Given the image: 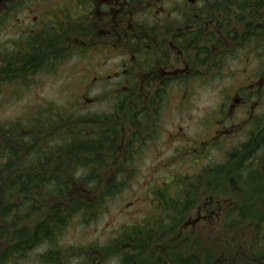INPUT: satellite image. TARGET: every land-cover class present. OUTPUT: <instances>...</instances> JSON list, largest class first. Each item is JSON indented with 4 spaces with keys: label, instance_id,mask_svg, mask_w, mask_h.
Segmentation results:
<instances>
[{
    "label": "rangeland",
    "instance_id": "obj_1",
    "mask_svg": "<svg viewBox=\"0 0 264 264\" xmlns=\"http://www.w3.org/2000/svg\"><path fill=\"white\" fill-rule=\"evenodd\" d=\"M60 1L42 0V10L51 9ZM222 1L223 5L219 12L223 11L224 14L219 18V25L222 26L221 32L226 37L231 31L242 32L238 15H241L242 20H250L253 24L261 21L264 23V7L255 17L252 12H248L249 10H235V5L230 0H220ZM16 16L22 18L21 10H18ZM16 22L15 18L10 19L5 16L4 19L0 18V127L12 129L17 125L16 129L18 126L27 127L29 130H37L39 134L44 131L47 134L52 130L54 135L57 124L59 133L54 137L59 139L66 133L61 132L62 127L65 130L82 128L73 127L75 120L86 119L88 122L87 114H92L90 116L92 119L96 115H103V111L107 114L110 112L109 106L115 103L110 87H113L117 81L123 84L122 88H125L126 80L110 78L106 84L102 83L99 87L97 84L102 80L93 81L97 72H92L90 77V71L99 59L107 60L108 70L116 69V53L108 54L103 59L96 50L85 53L81 48L78 53L65 56L56 63L46 59L35 71L19 64L14 67L12 64V70L20 68L13 72L8 68L4 56L8 49L15 47L14 42L16 47L19 44L17 35L21 31L20 27L15 25ZM241 24L243 25V22ZM73 30L75 29H71ZM61 42L63 43V40ZM252 43L245 49L236 48V52L220 45L219 49H224V52L217 55L218 64L212 76L205 78L197 75L187 78L182 89L170 88L167 95H163L164 100L159 112L152 115L155 122H153L154 126L149 124L152 127L151 136L147 138L145 132L148 129H144L141 135L143 141L136 142L137 146L135 144L131 148V150L135 149L133 150L135 158L129 156L131 160L126 161L128 150L123 145L127 136L123 138L122 144L121 142L119 144L122 151L117 157H105V150L102 149L94 151L93 153L102 155L99 158L102 163L99 165L101 168L98 166L93 169L91 175L95 178L90 177L93 179L91 187L86 177L79 181L82 174L88 175L86 173L92 165H89L91 162L89 158L92 159L93 154L87 153V144L84 141L73 156L71 162L74 164L70 161L67 163V155L71 153L67 148L58 155L55 162L46 167L48 171L59 166L67 167L69 164L68 172H71L73 178L77 180L73 184L77 196H87L88 202L99 201L100 192H105L108 185L120 181L122 183L119 187L121 190L113 195L103 196V202L94 208L95 214L91 216L92 218H82L76 212L56 235L55 245L67 253L63 256V264H76L82 260L75 256V252L67 250L69 248L97 249L93 252V264H118L117 258L100 259L98 249L108 243L112 237L115 238L118 232L142 223L150 215L161 214L165 199L176 196V188L181 184L175 181V178L180 179V177H188L190 182L198 178L199 182L196 180V186L192 183L190 188L199 189H196L193 205L188 208L182 224L169 234L162 244L159 243L158 247L164 248L167 239L175 237L173 239L175 244H180L190 252L204 255L202 249L207 248L210 252L215 250V258L220 256L226 259L227 254H230L232 257L229 260L230 264L248 262V264H264V260H250L249 256L245 258L246 254L237 247V240L241 245L244 244V249L252 243L256 217L253 214L250 216L248 212L251 201H254L252 203L257 207L254 212L258 213L260 210L264 212V142L262 139L258 140L260 132L262 136L264 135V73L259 75L264 71V44L262 43L261 47L259 43L254 45ZM57 46L59 47V44ZM92 46L93 44L90 45V49ZM203 56L202 63H197L201 74L212 70V67L207 65L209 60H205L206 56ZM86 82L93 85L89 92L84 90ZM128 93L130 92L119 95L121 98L116 101V104L122 105L117 116L122 124L127 123L126 128L131 124L132 114L136 109L135 104L138 103L140 107L147 105V100L151 96L149 91L140 95L139 99L135 97L136 92L132 93L135 95ZM236 93L239 98L245 97L247 106L230 108L234 104V98L237 97ZM89 100L93 101L91 106L86 105ZM58 114L61 117L56 116ZM45 115L58 118L57 123L52 122L54 120L48 121ZM60 118L72 119L63 123ZM84 128L83 126L80 131L83 132ZM97 137L100 138L99 135ZM63 142L68 143L66 139H63ZM57 143L61 141H54L51 145ZM115 145L114 149H117L116 142ZM245 145L250 149L243 151ZM234 150L241 152L239 157L234 155ZM228 152L232 154L227 159ZM78 161H87V164L82 166L77 163ZM105 162H111L112 166L108 167V164L106 166ZM163 163L167 167L160 170L159 167ZM238 163L240 176L233 167ZM113 165L117 166V171L113 170L115 168ZM208 165L217 167L218 170L211 174L207 173L205 167ZM252 172L255 174L253 179L249 177ZM226 177L234 179V187L233 183H226ZM167 182L170 183L166 184ZM7 184L8 187L12 186L11 192L16 190L15 184ZM254 189L260 190L259 200L256 198V192H252ZM171 190L173 191L170 195ZM162 192L164 196H160ZM5 194L8 202L15 200V193ZM210 196L211 204L209 200L207 201ZM68 200L69 198L66 197L57 200L50 198L49 206L62 207L65 204L69 208ZM216 201L221 206H217ZM236 208L238 211L242 210L246 217L230 230L226 227L227 222L238 216ZM48 210V207L43 205L38 219H42ZM35 217L30 216L21 221L19 227L32 225ZM262 229L264 232V220ZM1 239L0 247L6 246L5 240ZM46 246L47 244L39 246L26 257L12 259L5 264H43L40 263L39 255L44 252ZM159 251L163 252L164 249ZM238 251L239 256L236 254Z\"/></svg>",
    "mask_w": 264,
    "mask_h": 264
},
{
    "label": "flooded vegetation",
    "instance_id": "obj_2",
    "mask_svg": "<svg viewBox=\"0 0 264 264\" xmlns=\"http://www.w3.org/2000/svg\"><path fill=\"white\" fill-rule=\"evenodd\" d=\"M41 2L42 0H0V18H15V25L21 31L17 35V47L14 42L15 47L8 49L4 56L8 68L14 62L23 66L29 62L30 65L25 68L35 71L46 59L61 61L65 56L74 55L83 48L82 52L85 53L96 50L103 59L108 54L116 53V69L108 70L107 60L99 59L93 65L90 77L92 72H97L93 81L101 79L97 84L99 87L110 78H122L127 83L122 88L123 84L115 81V85L110 87L115 103L109 106L108 114L103 111V115H96L92 119V114H87L84 139L87 153L93 154L96 159L89 158V165L92 164L89 171L90 167L95 169L102 163L97 160L102 155L95 154L94 151L102 149L105 150V157H117L122 151L119 144H122L126 136L123 145L128 150L126 161L135 158V149L131 148L136 142L143 141L141 135L144 129H148L146 137L151 136L152 127L149 124L153 125L155 122L152 115L159 112L163 95H167L170 88H184L187 78L197 75L205 78L212 76L218 64L217 55L224 52V49H219L220 45L232 51L238 41L231 37L235 34L240 37L242 32L250 36V30H246L247 27L244 26L250 20L243 22V25L239 21L242 32L231 31L228 37L221 32L223 30L219 25V18L224 12H219L218 0H61L45 11L42 10ZM234 9L241 8L235 5ZM18 10H21V19L16 16ZM88 44H93L92 49ZM203 55L206 56L205 60H209L207 65L212 70L201 74L197 63H202ZM262 73L264 71L259 75ZM92 86L86 82L85 92L91 91ZM133 91L138 99L149 91V99H152H148V104L142 107L135 104L131 124L126 128L127 123L122 124L117 116L122 105L116 104V101L121 98L119 95H126L127 92L132 94ZM236 96L230 108L248 105L245 97L239 98L238 93ZM92 102L89 100L86 105L91 106ZM259 135L258 140H261V132ZM115 142L117 149H114ZM105 164L112 166L111 162ZM113 167V170L117 168L115 165ZM166 167L163 163L159 169ZM208 200L211 204L212 197L207 198ZM216 204L221 206L218 201Z\"/></svg>",
    "mask_w": 264,
    "mask_h": 264
},
{
    "label": "trees",
    "instance_id": "obj_3",
    "mask_svg": "<svg viewBox=\"0 0 264 264\" xmlns=\"http://www.w3.org/2000/svg\"><path fill=\"white\" fill-rule=\"evenodd\" d=\"M218 1V6L222 7L223 1ZM230 2L240 7V10H249L255 17L258 16V12L264 7V0H236L235 3ZM237 18L239 21L245 22V20H242L241 15H238ZM244 26L245 28L247 27L246 30H250V36L243 32L239 34L240 37L236 34L233 37L230 35L229 38L231 37L238 41L232 50L234 51V48L238 47L239 49H245L252 42L253 45L259 43L262 47V43L264 44V23L261 21L253 24L251 21H247ZM50 62L56 63L58 61L51 59ZM18 63L14 62V67ZM28 65H30L29 62L24 63V67ZM19 69L18 67L16 70L11 68L13 72ZM50 116L52 115H45V118L48 121L54 120L52 122L57 123L58 118H51ZM56 116H59V114ZM71 119H61V121L64 123ZM76 126L85 127V120H75L73 127L76 128ZM16 128L17 125L12 129L0 127V239L2 238L1 240L6 242V246L0 247V264H5L12 259L24 258L29 252L44 244H47V246L44 252L39 255L40 263L63 264V256L67 255V253L55 245L56 235L72 218L70 216H75L76 212L82 218H92L91 216L95 214L93 212L94 208L103 202V196H110L121 190L119 187L122 186V183L120 181L116 184L112 183L114 185H108L105 192H100L99 201L91 200L94 202H88L87 196H77V191L73 186L77 180L73 178L71 172H68L69 164L67 167L59 166L48 171L46 168L50 163L55 162L58 159V155L67 148L69 152L71 151L67 155V163L70 161V163L74 164V162H71L73 161V156L76 155L83 141L85 143L84 131H80L82 128H67V131L62 127L61 132L66 133L59 139L54 137L56 133H59V125L57 124L54 135L52 130H49L47 134L46 131L39 134L35 129L29 130L27 127L18 126L19 131ZM24 131L26 134H24ZM63 139H66L68 143L63 142ZM261 139L264 142V135H261ZM57 140L61 141V143L52 146L51 143ZM249 149L245 145L242 150L247 151ZM240 153L238 150H234L235 156L239 157ZM226 154L228 159L232 152ZM77 163L86 166L87 161H78ZM233 167L237 175H239V163ZM205 168H207V173L210 174L218 170L217 167H210L209 165ZM92 172L93 167H90V171L86 173L88 175L82 174V178L79 181L86 177L90 181L88 185L91 187L93 179L90 177H94V175H91ZM257 176L259 177V174ZM249 177L253 179L255 177L254 172L250 173ZM231 178H227L226 183H233L234 187V179ZM196 180L199 182L198 178ZM196 180L190 182L191 180L188 177L175 178V181H179L181 186L179 185L176 188L175 197H168L162 203V213L157 216L150 215L142 223L118 232L115 238L112 237L108 243L98 249V257L100 259L117 258L118 264H164L166 262H169V264H230L229 260L232 259L230 254H227L226 259H224L220 256L215 258V250L210 252L207 248L202 249L204 255L190 252L181 247L180 244H175L173 241L175 237L167 239L164 248L158 247L159 243L162 244L166 237L182 224L188 208L193 205V197L196 196V189L199 188H190V184L192 185L193 183L196 186ZM7 183L15 184L17 186L16 190L11 192L12 186L8 187ZM169 183L167 182L166 184ZM259 189L252 190V192H256L257 200H259ZM172 191L169 192L170 195ZM5 193H9V195L15 193V200L8 202ZM160 196H164V192ZM48 197L54 200L64 197L69 198L67 204L70 207L67 208L65 204L62 207L59 205L49 206L50 198ZM252 202L254 201H251L248 211L250 216L253 214L256 217L252 243L248 248L244 249V244L241 245L237 240V247L246 254L245 258L249 256L250 260L256 259L259 261L264 260V232L262 229L264 212L262 210L258 213L254 212L257 207ZM43 205L48 207L49 210L42 219H38ZM235 210L238 216L227 222L226 227L230 230L246 217L242 210L238 211V208ZM80 211L82 214H80ZM30 216H36L34 223L19 227L20 222ZM162 249L164 251L160 252L159 250ZM67 250L75 252V256L82 259L76 264H93V252L97 249L69 248ZM236 254L239 256V251Z\"/></svg>",
    "mask_w": 264,
    "mask_h": 264
}]
</instances>
